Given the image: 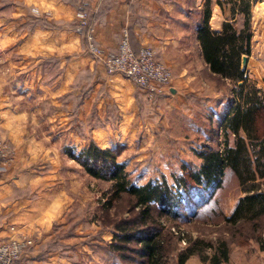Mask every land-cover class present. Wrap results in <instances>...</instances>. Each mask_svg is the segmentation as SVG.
Segmentation results:
<instances>
[{
    "label": "rangeland",
    "instance_id": "374dc122",
    "mask_svg": "<svg viewBox=\"0 0 264 264\" xmlns=\"http://www.w3.org/2000/svg\"><path fill=\"white\" fill-rule=\"evenodd\" d=\"M160 1L183 5L191 13L187 20L192 24L195 18L200 22L198 10L202 13L206 0ZM211 1L215 5L216 0ZM221 1L226 19L229 5ZM95 2L0 0V142L11 149V159L4 166L23 168L15 172L29 185L17 188L13 199L43 194L58 203L56 218L49 225L51 236L42 238L33 232L0 242L30 239L29 251L34 250L39 259L55 255L59 264H146L137 241L119 251L110 248L117 242L113 239L115 222L131 220L138 210L130 206L127 196L105 207L111 182L94 178L74 157L95 142L117 152V161L125 163L137 185L163 178L173 185L177 202L167 205L169 215L164 214L158 220L161 226L154 227L163 240L162 264H178V254L196 238L213 244L227 238L231 254L221 264L253 256L250 226L236 229L215 215L219 207L227 209L237 198L233 181L226 178L225 185L218 187L217 179L209 183L203 179L201 185L189 181L188 187L181 182L189 172L200 169L199 152L225 148L218 130L233 101L230 82L218 81L197 59L192 28L186 41L176 40L171 45L176 49L156 58L166 66L163 59L175 61L176 68L168 66L174 94L169 90L149 96L123 75L108 73L89 50L87 32L92 27L85 37L78 30L77 12H85L88 22ZM180 15L184 18L185 12L176 16ZM222 17L212 16V23ZM60 30L79 34L78 50L53 49L50 42L60 36ZM142 45L154 51L150 44ZM242 66L248 69L247 61ZM247 78L256 84V79ZM154 208L159 211L157 205ZM211 255L207 249L184 264H212Z\"/></svg>",
    "mask_w": 264,
    "mask_h": 264
},
{
    "label": "trees",
    "instance_id": "16d2710c",
    "mask_svg": "<svg viewBox=\"0 0 264 264\" xmlns=\"http://www.w3.org/2000/svg\"><path fill=\"white\" fill-rule=\"evenodd\" d=\"M257 1L226 0L229 12L220 32L213 31L209 25L212 1L206 0L204 3L202 18L197 24L204 61L218 81L223 84L225 81L230 82L229 93L233 99L240 101L241 106L235 109L233 115H227L225 122V129L231 130L236 136L234 146L228 145L226 132L223 151L210 149L199 152L198 156L202 159L200 169L189 172V180L187 177L181 178L185 187L189 186V181L201 185L203 179L207 183L217 179L216 187L224 186L226 178L233 181L232 185L238 188L237 196L240 193L244 195L240 197L232 214L226 216L219 206V211L216 206L213 210H216V216H221L226 224L236 229L244 224L250 226L254 238L251 246L253 252L264 249V189L257 181L258 177L263 176L261 146L264 135V95L259 94L254 82L248 81L241 59L243 55L250 54L251 7ZM216 3L223 9V1L216 0ZM94 22L95 15L92 14L88 25L80 30L83 37ZM241 132L246 134V138L239 135ZM257 146L259 148L255 149ZM74 157L94 178L111 182L106 208L113 207L115 201L127 196L130 206L138 210L131 220L115 222L113 239L117 242L111 243L110 248L119 251L125 249L128 243L137 241L146 264H162L163 240L154 227L161 226L158 220L164 214L169 215L167 205L174 206L177 202L173 185L165 178L160 182L148 181L137 185L129 178L125 163L117 161V152L112 148H102L95 142L81 149ZM219 176L222 180H218ZM156 205L159 211L155 210ZM207 249L212 251L208 258L210 263L221 264L229 260L231 251L227 238H220L215 244L196 238L178 254V264H184L192 255H202Z\"/></svg>",
    "mask_w": 264,
    "mask_h": 264
},
{
    "label": "crops",
    "instance_id": "0c3cea01",
    "mask_svg": "<svg viewBox=\"0 0 264 264\" xmlns=\"http://www.w3.org/2000/svg\"><path fill=\"white\" fill-rule=\"evenodd\" d=\"M95 5V22L92 26V32L95 41L100 47L106 50L115 49L122 30L126 29L130 35L131 46L136 52L142 44H150L154 48L155 57L162 58L163 54H166L167 51L176 49L171 46L178 43L176 40L179 42L181 40L186 41L190 37L188 31L192 28L195 31L193 39L196 43L197 59L209 70L204 61L197 34L199 18H195V21L189 24L187 18L191 13L184 9L183 5L161 2L160 0H120L118 2L96 0ZM211 6V17H214L216 14L222 17V15L226 14L224 7L221 9L217 3ZM179 12H185V17L183 18L181 15L176 16ZM198 14L201 20L202 13L199 12ZM211 17L209 20L210 28L213 31L220 32L222 30V23L226 19H223V17L218 18L215 23H212ZM251 31L250 54L242 56L241 65L243 57L246 56L248 69L242 66L245 69V76L249 75V77L256 79L254 86L259 89V94L263 96L264 0L257 1L251 7ZM78 36L77 32L60 30V36L53 38V41L50 43L54 50H57L60 46L68 50H78ZM163 61H165L171 70L176 68L174 60L169 61V59L165 58ZM180 67L181 69L185 68L183 66ZM170 91L172 94L175 92V88L171 84ZM239 105L241 106L240 101L233 99L230 109L223 114L224 116L219 122L220 125L218 124V135L220 137L221 134L224 137L223 146H225L226 132L228 145L234 146L235 144L236 136L231 130L225 129V122L227 115H233ZM2 120L3 117H0V123L3 125ZM5 123L8 124V122ZM239 135L246 138V134L242 132ZM258 148L257 146L255 149ZM261 149L263 176L258 177L257 181H259L260 186L264 189V135L262 136ZM250 153L252 152L250 151ZM18 170L22 172L23 168L13 166V164L6 165L0 169V239L27 235L33 232H37V235L42 238L51 236L52 232H50L49 225L58 213L57 199L51 197L49 199L43 194L35 199H13V193L17 188L29 186L28 182L19 174L20 172H15ZM243 195L244 193H241L237 198H234L233 204L229 205V208L222 209L226 216L232 214L240 197ZM33 251H29L28 249L17 264H59L55 255H52L50 260L39 259ZM253 254V256L244 255L243 258L232 262V264H264V249L258 250Z\"/></svg>",
    "mask_w": 264,
    "mask_h": 264
},
{
    "label": "built area",
    "instance_id": "2783aa9c",
    "mask_svg": "<svg viewBox=\"0 0 264 264\" xmlns=\"http://www.w3.org/2000/svg\"><path fill=\"white\" fill-rule=\"evenodd\" d=\"M120 1V0H117ZM78 30L88 25L87 14L78 11ZM90 52L104 64L108 73H119L133 82L149 96L163 95L170 90L171 72L168 66L157 60L154 51L142 45L136 51L132 48L128 30H122L115 50L110 51L96 44L92 31L87 32ZM11 159L10 147L0 142V169ZM31 240L9 238L0 242V264H17Z\"/></svg>",
    "mask_w": 264,
    "mask_h": 264
},
{
    "label": "water",
    "instance_id": "95a60500",
    "mask_svg": "<svg viewBox=\"0 0 264 264\" xmlns=\"http://www.w3.org/2000/svg\"><path fill=\"white\" fill-rule=\"evenodd\" d=\"M245 61H246V56L243 57L242 63H244Z\"/></svg>",
    "mask_w": 264,
    "mask_h": 264
}]
</instances>
